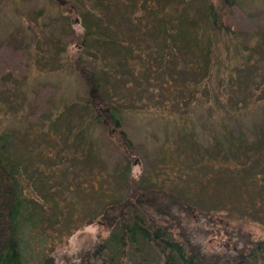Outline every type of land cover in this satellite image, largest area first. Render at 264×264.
Here are the masks:
<instances>
[{
    "label": "rangeland",
    "instance_id": "1",
    "mask_svg": "<svg viewBox=\"0 0 264 264\" xmlns=\"http://www.w3.org/2000/svg\"><path fill=\"white\" fill-rule=\"evenodd\" d=\"M81 1L0 0V130L10 128L18 141H26L21 155L29 165L21 172L24 194L43 208L50 205L51 216L35 228L30 238V263L48 256L58 261L83 246L104 240L109 230L95 215L105 201L119 199L128 192L125 178L129 173L143 183L178 191L186 186L181 177L185 171L196 180L203 169L209 177L213 173L207 166L212 161L208 153L202 149L198 153L191 151L190 146L187 151L182 137L186 130L184 119L189 115V123L198 129L203 143H210L203 126L211 112L208 101L214 102V99L211 92H205L208 98L200 101V92H193L191 88L192 85L196 90L194 84L201 78L211 86L207 74L197 68L186 72L178 66L174 76L175 65L166 67L164 63L162 66L158 63L159 57H154V36L147 33L151 40L145 42L132 32L134 29L130 31V26L122 27L125 44L130 48L122 50L123 54L113 44L106 45L108 41L105 46L100 41L93 49L100 54L94 59V66L106 77L101 86L103 90L128 101L120 104L126 108L118 116L119 126L98 127L101 146L90 162L70 156L66 148L67 144L69 148V136L64 138L63 132L54 130L49 119L57 117L54 111L60 99L86 95L84 82L70 64L71 55L79 53L80 49L68 41L72 28H83L94 21L92 13L82 11ZM209 2L231 29V33L215 34L213 38L215 57L210 63V82H214L221 93L231 94L232 98L227 96L233 106L243 105L244 98L264 96V0H232L231 6L224 5V8L222 0H189V13L200 16ZM91 3L99 9L98 2L91 0ZM69 4L72 5L71 19L66 8ZM111 16L115 18V13ZM117 17H120L118 11ZM243 56L249 57L246 63L242 62ZM110 62L115 63V68L106 67ZM140 63H147V68L139 69ZM132 65L136 72H143L136 80H131ZM238 118L246 126L264 121V103L249 102ZM118 130L130 139L128 164L116 159V149L110 141L117 137ZM256 173L258 181L264 179L263 172L257 170ZM242 175H246V171H242ZM218 176L224 182L223 174L217 173ZM237 182L240 184L229 187L221 183L204 186V190L194 188L191 193L202 198L205 194V200L211 204L215 197L231 194L226 202L231 199L233 202L225 204L233 209L228 229L240 227L252 238L263 239L264 202L257 199L256 189L242 186L241 178ZM102 187L106 192L101 191ZM248 196L259 203L258 212L250 211L242 217L235 211L240 209V199ZM56 198L60 203L57 208L53 206ZM221 242L215 235L207 248H220ZM130 257L129 264H143V257L148 258L147 264L157 262L156 254L150 250L149 253L130 251Z\"/></svg>",
    "mask_w": 264,
    "mask_h": 264
},
{
    "label": "trees",
    "instance_id": "2",
    "mask_svg": "<svg viewBox=\"0 0 264 264\" xmlns=\"http://www.w3.org/2000/svg\"><path fill=\"white\" fill-rule=\"evenodd\" d=\"M96 2L100 4L99 9L94 7L91 0L80 2L82 11L92 13L94 21L83 28H72L68 35V41L80 49L79 53L71 55L70 64L84 82L86 95L70 100L60 99L54 111L57 117L49 119L55 126L54 130L63 132L64 138L69 136L67 152L71 157L90 162L101 146L98 127L119 126L118 116L126 108L120 104H127L128 101L103 90L101 86L106 77L101 69L96 68V63L94 66V59L100 54L93 49L96 44L102 42L105 46L108 41L106 45L113 44L123 54L122 50L130 48L125 44L122 27L130 26V31L134 29L132 32L145 42L151 40L147 33L154 36V57H159L158 63H165L166 67L175 65L174 76L179 70L178 66L186 72H193L197 68L207 74L211 86L201 78L194 84L196 90L192 85L191 88L193 92H200V101L208 98L205 92H211L214 99L213 103L208 101L211 112L203 126L210 143H203L198 129L189 123V115L184 119L186 130L182 137L187 151L190 146L191 151L198 153L202 149L208 153V159L212 161L207 166L213 170L212 177L207 176L203 169L204 172L196 180L185 171L181 177L186 186L178 191L143 183L139 177L129 173L125 178L128 192L119 199L105 201L95 215L109 230L104 240L83 246L76 253L61 257L58 261L48 256L42 257L40 262L30 263V238L35 228L51 216L50 205L43 208L23 192L21 172L23 167L26 169L29 166L21 156L26 141H18L15 131L10 128L0 130V264H129L130 251L137 253L140 250L147 253L150 250L156 254L157 262L153 261L152 264H264V238L254 239L240 227L228 229V218L233 209L225 204L233 202V199L226 202L231 194L215 197L212 200L216 203L211 204L205 200V194L202 198L191 193L192 189L204 190L207 185L219 186L222 183L228 187L235 186L240 184L237 179L241 178L244 182L242 186L256 189L257 199L261 198L264 202V179L258 181L256 173L257 170L264 173V121L246 126L238 118L249 102L264 103V96L244 98L243 105L233 106L228 97L231 94L227 91L221 93L215 83L210 82V63L215 57L212 54L213 38L215 34L231 33L223 16L215 13L211 2L200 16L189 13V0ZM222 3L223 8L224 5L229 7L232 0H222ZM71 6L66 5L70 19L73 18ZM117 11L120 17H117ZM113 13L115 18L111 16ZM218 16L221 17L218 19ZM242 59L246 63L249 57L243 56ZM147 66V63H140L139 69ZM106 67L115 68V63H107ZM130 67L134 74L131 80L143 75V72L135 71L134 65ZM110 141L116 149V159L128 164L130 139L118 130L117 137ZM242 171H246V175H242ZM217 173L223 174L224 182H221L220 176L217 177ZM101 191L106 192L103 187ZM252 196L240 199L241 206L237 204L240 209L235 212L242 217L249 215L250 211L257 213L259 203L251 200ZM204 201L211 205L207 206ZM59 204L56 198L53 206L57 208ZM53 224L54 221L50 222V225ZM215 235L222 241L221 247L207 248V243ZM142 263L147 264L148 258L143 257Z\"/></svg>",
    "mask_w": 264,
    "mask_h": 264
},
{
    "label": "water",
    "instance_id": "3",
    "mask_svg": "<svg viewBox=\"0 0 264 264\" xmlns=\"http://www.w3.org/2000/svg\"><path fill=\"white\" fill-rule=\"evenodd\" d=\"M75 20H77V19H75Z\"/></svg>",
    "mask_w": 264,
    "mask_h": 264
}]
</instances>
